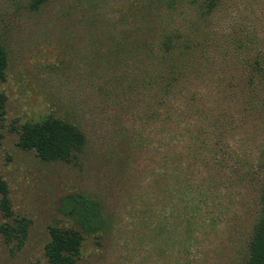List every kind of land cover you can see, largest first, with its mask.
<instances>
[{
  "label": "rangeland",
  "instance_id": "374dc122",
  "mask_svg": "<svg viewBox=\"0 0 264 264\" xmlns=\"http://www.w3.org/2000/svg\"><path fill=\"white\" fill-rule=\"evenodd\" d=\"M148 1L53 0L32 17L29 0H0V40L8 50L0 79V177L11 209L10 217L0 209V226L28 223L21 240L0 229V264H48L49 227L73 224L66 205L77 192L98 200L112 221L105 234L85 239L77 264L244 262L263 181L264 90L255 107L241 91L246 61L264 44V0H219L203 23L220 47L187 82L188 101L175 100L165 125L138 116L141 91L128 95L130 106L114 104L102 87L103 74L112 73L93 49V30L105 22L83 19L141 14ZM168 1L153 5L178 16L160 22L186 24V0ZM55 10L63 20L51 22ZM234 36L249 37V46L237 49ZM46 115L84 131L86 144L69 161H44L18 145L21 125ZM162 130L171 132L168 146Z\"/></svg>",
  "mask_w": 264,
  "mask_h": 264
},
{
  "label": "trees",
  "instance_id": "16d2710c",
  "mask_svg": "<svg viewBox=\"0 0 264 264\" xmlns=\"http://www.w3.org/2000/svg\"><path fill=\"white\" fill-rule=\"evenodd\" d=\"M161 1L149 0L148 3L152 5L141 14L136 13L139 10H133L127 15L109 17L94 12L83 19L92 23L105 22L103 29L95 27L93 30V34L98 33V41L93 43V49L98 60L107 64L110 68L108 72L112 73L103 74L108 83L102 87H109L114 104L119 107L130 106L128 95L141 91L144 106L142 114L138 116L144 122L158 119L165 125L172 122L175 100L181 98L188 101L185 89L187 82L199 75L203 69L202 63L212 51L220 47L219 37L210 34L203 23L213 16L219 0H186L182 6L187 23L180 26L160 22L178 16L166 5H160L161 9L153 5ZM52 3L53 0H29L26 13L28 16L41 17ZM167 3L171 5L174 0ZM63 17L64 12L55 10L49 19L54 22L63 20ZM233 40L237 41L235 47L239 49L248 47L251 39L248 37L247 42L234 36ZM261 45L256 55L246 61L249 72L246 86L241 91L244 99H247L245 103L251 107L262 104L259 103V94L264 90V44ZM7 66L8 50L0 40V79L4 78ZM96 78L104 79L100 74ZM162 131L168 146L171 132ZM85 144L86 135L78 125L54 115L25 121L19 129L18 145L33 150L44 161H69L82 151ZM261 170L263 181L259 212L251 229L247 256L242 264H264V164ZM8 193V184L0 177V209L5 216L10 217ZM67 201L66 213L73 224L49 227V239L44 245V257L48 264H77L85 239L105 234L112 225L101 203L90 195L73 193ZM27 226V220L21 218L16 226L2 225L0 229L6 239L11 240V237L16 236L21 240L27 233Z\"/></svg>",
  "mask_w": 264,
  "mask_h": 264
}]
</instances>
